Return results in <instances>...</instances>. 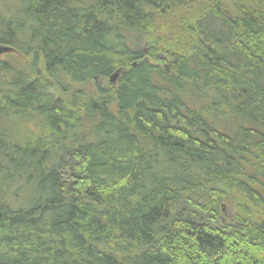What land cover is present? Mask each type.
Returning a JSON list of instances; mask_svg holds the SVG:
<instances>
[{
  "label": "trees",
  "instance_id": "trees-1",
  "mask_svg": "<svg viewBox=\"0 0 264 264\" xmlns=\"http://www.w3.org/2000/svg\"><path fill=\"white\" fill-rule=\"evenodd\" d=\"M0 46V264H264V0H0Z\"/></svg>",
  "mask_w": 264,
  "mask_h": 264
},
{
  "label": "rangeland",
  "instance_id": "rangeland-1",
  "mask_svg": "<svg viewBox=\"0 0 264 264\" xmlns=\"http://www.w3.org/2000/svg\"><path fill=\"white\" fill-rule=\"evenodd\" d=\"M9 54H12L13 56H15L14 53H9ZM98 83L101 84V81H99ZM54 93H55V90L53 89ZM57 95V92L55 93ZM29 126V125H28ZM30 130H32V125L29 126ZM10 133V132H9ZM12 135H11V138L10 139H22V136L26 133L25 130L22 128H19L16 132H11Z\"/></svg>",
  "mask_w": 264,
  "mask_h": 264
},
{
  "label": "water",
  "instance_id": "water-1",
  "mask_svg": "<svg viewBox=\"0 0 264 264\" xmlns=\"http://www.w3.org/2000/svg\"><path fill=\"white\" fill-rule=\"evenodd\" d=\"M11 49L9 47L0 46V53L10 51ZM119 75V70H115L113 73H111L108 77V80L110 83L114 84L116 82V79Z\"/></svg>",
  "mask_w": 264,
  "mask_h": 264
}]
</instances>
